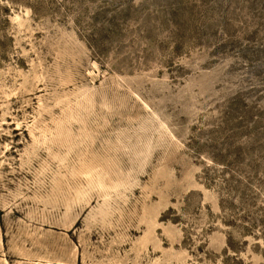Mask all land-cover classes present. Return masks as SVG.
Returning <instances> with one entry per match:
<instances>
[{
    "label": "rangeland",
    "instance_id": "1",
    "mask_svg": "<svg viewBox=\"0 0 264 264\" xmlns=\"http://www.w3.org/2000/svg\"><path fill=\"white\" fill-rule=\"evenodd\" d=\"M0 264H264V0H0Z\"/></svg>",
    "mask_w": 264,
    "mask_h": 264
},
{
    "label": "trees",
    "instance_id": "2",
    "mask_svg": "<svg viewBox=\"0 0 264 264\" xmlns=\"http://www.w3.org/2000/svg\"><path fill=\"white\" fill-rule=\"evenodd\" d=\"M250 219V220H249ZM251 216L249 215V212H247V211H244L243 213H242V215H241V217H240V220H243V221H246V222H244V223H248L247 225L245 224V228H247L248 230L250 229V227H253V222H251ZM234 223H236V219L235 220H233V221H229V224L231 225V226H233V225H235ZM229 245H232V240L229 238Z\"/></svg>",
    "mask_w": 264,
    "mask_h": 264
}]
</instances>
